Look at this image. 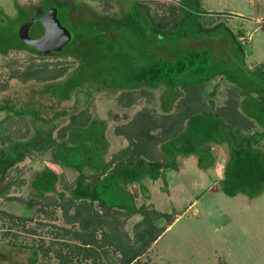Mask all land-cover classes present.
Segmentation results:
<instances>
[{"label":"rangeland","instance_id":"1","mask_svg":"<svg viewBox=\"0 0 264 264\" xmlns=\"http://www.w3.org/2000/svg\"><path fill=\"white\" fill-rule=\"evenodd\" d=\"M121 1L131 3L126 4L128 9L133 8L138 2L143 5L149 4L151 17L157 23L164 24V32L179 31L177 35L182 37L177 39V42H175V36L165 37L164 41L155 47L154 42L153 45L149 42L150 26L147 21L141 20L143 18H131L129 27L123 25L118 28L117 25L110 23L109 19L113 21V19L121 18L122 4L119 0H0V49L7 48L9 43L23 46L19 38V31L23 24L47 13L50 8L58 9L60 22L73 37V42L63 51V54L71 53L70 57L66 55L41 57L24 49L10 51L6 56L0 53V151L7 149L13 158L17 156L13 146L3 147L5 143H2L9 139L8 135L10 139L20 140L23 143L19 148L29 147L28 152L25 151V158L20 161L13 160L14 163L1 174L0 194L3 192L4 196L0 197V210H5L14 216L21 214L19 217L22 218L24 210H27L22 206L24 203L22 199L29 198L30 194L39 199L45 193L54 192L57 195V193L65 192L66 195H70V188L72 189L80 173L57 157L61 146L65 145L66 148L76 146L68 153L69 164L76 166L77 169L82 167V172L92 178V175L97 174L98 171L96 167L99 166L100 154L96 149L100 143H103L101 138L106 140L104 153L107 157H113L121 144L125 142L129 145L130 143L127 138L124 142L117 140V129L130 124L135 118L144 125L140 124V129L151 125L156 127L152 135L159 136L161 130L158 129L166 121L165 108L169 101H173L171 117L173 114L176 120L168 121L167 126L178 125L176 127L178 130L185 123L189 110L222 111L227 118L235 117L236 112L240 111L242 98L240 91L235 84L225 79L224 75H218L202 89L191 88L190 91L180 87L172 97L163 86L158 89L142 88L135 92L106 88L103 86L105 83L103 78H108V75L103 76L98 73V67L93 62L97 60V57L94 55L95 59L91 62L93 55L89 54L85 43L93 38L98 42L99 49L102 48L100 53L105 51L99 71H111L115 68L118 69L116 71H135L140 63L144 64L145 59L142 61L140 54L146 49L150 50L148 52L154 51L157 56L163 54L169 59L175 58L176 52L173 50L180 52L179 57L188 51H194L193 49L200 50L207 53L210 60L222 70L229 68L239 70L242 66L241 51L231 39L234 34L243 44L246 65L254 69L264 63V14L257 13L263 10L262 0H255L260 8L254 9L257 15L250 20L232 14L243 11V2L245 7L250 0ZM219 24L224 25L219 30L212 31V34L203 33L205 29L214 30ZM139 31L142 34L141 38L138 35ZM76 33L80 35L77 38ZM28 34H35V29L30 27ZM1 37H9L13 42ZM80 58L82 64H80ZM97 62L99 64L100 61ZM31 74H33L32 77H30ZM36 74L39 76L36 77ZM53 75L59 76V81L53 84L54 89L58 90L60 87L66 89L63 103L59 98L61 96H57V93L54 96L53 93L42 95L38 92L45 83L51 81L49 79ZM112 82L111 78L110 83ZM175 97H178L177 100H174ZM186 98L189 100V110L186 105L182 107V102H187ZM132 100L135 101L130 103ZM2 107L4 110H1ZM18 109L29 111L33 117L35 115L40 117L43 114L46 120L54 116L55 120L44 125V122H36L29 117L20 118L14 114V110L17 112ZM59 113L65 118L59 115L56 117ZM84 118L88 119V126L91 122L97 124V128L93 129L97 130L95 135L91 132H83L86 129L72 132V124L82 123L80 121ZM104 120H107L106 126L100 125V122ZM249 120L250 123L243 124L246 132L250 133L259 129L257 126L253 128V120ZM41 126H43L41 130L50 133L56 142L49 145L50 147H46L43 140L30 142L34 134L42 132L39 131ZM169 133L172 134V130ZM73 141L78 142L76 144ZM89 141H92L91 144ZM8 143L6 142V145ZM146 143L149 142L146 141ZM160 147L161 145L158 148L153 145L150 151H159ZM211 150L215 154L216 161L207 171L214 175L218 172V166H224L225 171L228 159L227 146L213 145ZM159 154L155 152L153 159H161ZM203 158L206 165L213 161L208 154L203 155ZM26 159L28 163L24 162ZM39 159L51 162L53 166L50 167L51 164H47L48 162L37 163ZM163 179H167L166 175ZM210 181L211 186L207 189H212L215 184L212 177ZM111 184L112 186L102 194V198L117 209L125 208L132 211L136 202L128 192L129 184L118 177H115ZM9 185L11 189L7 191ZM162 185V183L156 184L155 187L161 189ZM11 197H18V199L13 200L10 199ZM154 198L156 204L161 203L158 204L162 205L161 210L176 209L181 216L161 237L158 244L153 246L154 249L144 250L145 255L142 254L143 257L137 264H264V193L254 199L244 195L231 198L219 189L218 193L213 195L204 192L187 194L185 202L177 200L178 196L169 204H165L158 194H154ZM195 199H198L200 204L194 209L189 208ZM137 204L141 206L142 201H137ZM62 209L56 208L57 213L48 211L50 213L43 217L41 214H35L31 221L0 217V264H5L4 256L8 261L12 257V254L8 256L7 253L8 244L14 243L17 248L24 245L31 247L35 244V234L40 230L42 235L46 236L44 232L48 230L52 233L53 229L58 228L53 226L66 224L68 217L64 216ZM163 221V228H165L169 220ZM134 222L130 219L126 222V226L131 229ZM155 235H157L156 230H152L148 240ZM45 241L47 243L40 241L39 245L44 242L42 245L46 246L50 239ZM105 242L108 246L109 241ZM27 249L33 262L37 264V259L34 258L37 253L33 255L36 249L34 247ZM48 252L51 250L48 249L45 255L40 252L38 264H56L46 258L50 255ZM114 255L115 249H107V264H113ZM66 262L63 263L66 264Z\"/></svg>","mask_w":264,"mask_h":264},{"label":"trees","instance_id":"2","mask_svg":"<svg viewBox=\"0 0 264 264\" xmlns=\"http://www.w3.org/2000/svg\"><path fill=\"white\" fill-rule=\"evenodd\" d=\"M186 1L187 0H184V2ZM119 3L122 4L120 7L122 11L121 18L113 19V21L107 18L109 19L110 23L117 25L118 28L119 26L122 27L123 25L129 27L131 18H143L141 20L145 22L147 21L150 26L151 33L149 42L152 45L154 42L155 47L158 43L161 44L165 37L175 36V42H177V39L182 37L181 35H177L179 31L164 32V24L161 22L157 23L156 20L151 17L149 12L150 6L148 3V5H143L138 2V4H135L131 9L126 7V4H129L130 2L119 0ZM222 25L224 24L217 25L214 30L205 29L203 33L210 35L212 34V31L219 30ZM138 35L141 38L142 34L140 31L138 32ZM79 36V33H76V38ZM1 38L11 41L9 37ZM231 39H233V43L238 46L241 51L242 66L241 68L239 67V70L230 68L228 70H222L210 60V56L207 55V53L200 50L193 49L194 51H188L182 57H179V51L173 50L176 52L175 58L169 59L163 54L157 56L155 55L154 51L148 52L150 50L146 49L144 53L140 54L142 61L145 59L144 64L140 63L138 69L127 72L125 70L116 71L118 70L117 68L111 71H99V66H101L100 64L103 63L102 60L104 59L105 51L100 53L102 48L99 49V46H97L98 42L91 38L89 40L90 42L85 44L89 50V54H91V56L93 55L91 62L93 59H95V57H97V60L93 62L98 67V73H101L103 76L108 75V78H103V81H105L103 86L106 88L135 92L142 88L158 89L163 86L167 89V92H169L172 97L177 93L180 87L188 90L191 88L202 89L205 85L212 82L218 75H224L225 79L235 84L240 91L242 97L239 107L240 111H237L235 117L233 118H227L223 115L222 111H190V107L188 105L189 100L186 98L187 102H182V107L186 105V108L190 112L188 111L185 123H182V127L180 130H178L176 129L178 125H173L172 127L169 125L167 126L168 121L173 119L176 120V116L173 114L171 117L173 101H169L167 108H165V117H167L165 118L166 121L163 123L164 125L158 129L161 130L159 136L152 135V131L156 130V127L154 128L151 125L140 129V124L142 126L144 125L137 118H135L130 124L117 129L116 133L127 138L130 143L123 151L115 154L110 162L100 167L97 171V174L95 173L92 175L91 179L93 180L91 183L85 182V179H87L89 176H86L85 173L82 172V167L77 169L76 166H71L69 164L68 153L70 150H74L76 146L72 148H66V146L63 145L61 146L59 150L60 154L58 153L57 157L63 159L67 166L74 168L80 173L76 180L75 189L70 188V195H66L65 192H60L58 193L57 197H45V199H42L41 201L39 198L34 197L33 194H30L29 198L25 200L22 199L24 201L22 206L33 212L32 216H22L21 218L19 215L14 216V214H11L5 210H0V217L17 218L31 221L34 219L33 216L35 214L39 215L42 213L44 216L47 213H50L48 212L50 209L54 210L56 208L58 209V207L59 209L60 207L66 209L70 202L71 204H74L77 210L80 209V212L81 210H84V204H86V207L89 209H96L94 203L98 202L99 205L97 206H99L100 209L104 208L107 210V214L105 215V225H107V228L111 230L110 234L107 232L105 233L104 242L108 240L110 247H112V249H116L115 253L121 256V264H131L140 256H142V254H144V250H148L150 246L156 242L157 239L165 232L166 229L159 228L157 226V222L163 218H166V215H163L154 209L150 210L146 207H141L137 212H139L143 217L140 222L134 226V237L131 238L125 230V226L128 219H130V217L135 214V212L125 210L122 212V217L120 218L119 215L112 214V211L117 208L111 204H108L107 201L102 198L104 191L112 186L111 181H113L115 177L124 179L127 184L141 182L147 178L151 180H158L165 176L167 171H177L179 169V158L187 159L190 157H196L198 167L202 170H207L209 167H212L216 161L215 154L211 150L212 146L226 145L228 159L225 166L224 177L219 182L221 191L231 198L244 195L250 199H254L262 195L264 193V63L260 64L254 69L248 67L246 65L243 44L239 42V38L234 34L231 36ZM72 42L73 37L71 43ZM21 43L23 46H16L15 44L11 45L9 43L7 48L0 49V53L3 56H6L10 51L24 49L31 51L41 57L47 56L39 53L35 48L28 46L23 41H21ZM63 51L59 53H52L51 56H71V53L63 54ZM97 61H100L99 64ZM80 62V64H82V60ZM128 67L131 69L130 66ZM32 76L33 74H31L30 77ZM35 76L38 77L39 74H36ZM59 76H61V74ZM59 76L53 75L51 79H49L51 81L49 83H45L43 88L38 92L42 95L53 93L54 96L57 93L56 95L61 96L59 98H61V103H63V97L66 95L65 87H60L58 90H56L53 86V84H56L57 81H59ZM111 78L113 81L112 83H110ZM39 80L42 81L41 79ZM177 98L178 97H175L174 100H177ZM133 101L135 100H132L130 103H133ZM239 108L235 109L239 110ZM9 109L10 107L8 106V110ZM1 110H4L3 107ZM14 112L17 117H29V119H34L36 122H44V125L45 123L50 124L55 120V118H53L54 116L46 120L43 114L40 117L38 115L33 117L32 113H29V111H22L21 109H18L17 112L14 110ZM58 115L65 118V116L61 113L56 114V117ZM73 118L75 121V116H73ZM249 119L253 120V128L257 126L259 129H255V131L250 133L246 132L243 124L244 122L247 124L250 123ZM80 122L82 123L74 122L72 124V132L79 129H86L84 131L87 133L91 132L94 135L96 134L97 130H93L97 128V124L95 122H91V125L89 124V126L87 118H84L83 121ZM100 123V125L106 126L105 121ZM41 127L42 128H40L39 131L42 132L37 133L39 138H37V134H34L30 142H39L43 140L42 142L45 143L44 145H46V147H50L49 145L56 142L52 139V135L41 130L43 129V126ZM170 130H172V134L169 133ZM8 136L7 138L10 139V135ZM9 139L2 143H5L3 147L6 146L8 148V146H13L14 151H16L15 155L17 156H14L13 158L11 153H8L7 149H2L0 151V177L1 174H3L5 170L12 165V163H14L13 160L20 161L21 159L25 158V151L28 152L29 150V147L26 149L23 147L19 148L20 145H23L20 140ZM101 139L103 140V138ZM146 141L149 143L147 144ZM6 142H9L8 145H6ZM75 142L77 144L78 141H73V143ZM153 145H156L157 148L159 145H161L160 150L155 151L160 153L159 155L161 156V159H153L155 152L150 151L151 146ZM100 146H102L100 149V156H102L103 150L105 149V143H102ZM16 148L19 149L16 150ZM207 154L213 158V161L206 165L203 155ZM101 177H103V179H101ZM9 189H11V185H9L6 190L8 191ZM3 196V192H1L0 197ZM10 199L14 200L18 199V197H11ZM76 201H79L80 205H77ZM63 212L65 216V210ZM81 215H78V217L75 219L80 220L82 217ZM89 218L87 220L85 218L82 220L84 226L86 227L83 230H88L89 228H87V226L91 225V223L94 224L92 226L93 228H91L93 234H85L84 241L87 242V244L95 242L93 238L96 234L95 232L98 231V226L101 223V221L98 222L95 220V216H92L90 219ZM43 221L45 222L46 220ZM172 223L173 219L171 218L169 220V224L172 225ZM57 225L62 227V225ZM101 225L103 227V224ZM152 230H156L157 235H155L154 238H150L148 240ZM140 248L142 249V252L137 250Z\"/></svg>","mask_w":264,"mask_h":264},{"label":"crops","instance_id":"3","mask_svg":"<svg viewBox=\"0 0 264 264\" xmlns=\"http://www.w3.org/2000/svg\"><path fill=\"white\" fill-rule=\"evenodd\" d=\"M243 4H244V2H243ZM243 4H242V10L243 11H236L237 13H232V14H234V16H240V17L247 18L248 20H250L251 17H255V15H257L256 13H254L255 12L254 9H256L259 5V3H257V1L250 0V2L247 3V5L245 7ZM262 6H263L262 8L264 10V0H262ZM258 8H260V6ZM263 10L260 12L257 11V13L258 14L259 13L264 14ZM104 121H107V120H104ZM83 132H86V131H83ZM116 138H117V140L120 139V141H123V142L125 139V137L119 136V135L118 136L116 135ZM89 142L91 143V141H89ZM104 142L106 143L105 139H103V143ZM100 145H102V144L100 143L98 145V148L96 149L99 154L101 152L100 149L102 147ZM126 145L127 144L125 142L123 144H121L120 149L117 150L115 153L123 151L128 146V145L127 146ZM87 146H88V144H87ZM99 158H100L98 161L99 166L96 167V169H99L100 167L104 166V164L110 162L111 161L110 159H112V157L106 156V154L104 153V150H103L102 156H100ZM24 162L28 163L29 161L26 159ZM36 162L37 163L43 162L46 164L48 161L46 162V161H42L39 159ZM47 164H51V165H49L50 167L53 166V164L51 162H48ZM178 164H179V167H178L179 169L177 171H172L173 173H166V177H167L166 180L163 179V177L161 179H158V180H151V179L147 178V179L142 180L141 182H134L132 184H129L130 187L128 186V189H129L128 192L133 197V200L136 202L134 208H132L133 209L132 212H135V214H133L130 217V219L134 220L135 222L131 225L132 226L131 229L128 226L125 227V230L130 235L131 238L134 237V226L138 222H140V220L143 217L140 215L139 212H137L138 209H140L141 207H146L147 209H150V210L154 209V210L162 213L163 215H166V218L159 220V222L157 223V226L159 228H163V226H164V224H162V222H164L163 220H170L171 218H173L172 225H170L169 223L167 224V226L165 227L166 230L162 234V236L167 231H169L170 228L174 225L175 221H177V219L180 218L181 215L178 213V211L176 209H173L171 211L161 210L160 206H162V205H158L161 203L156 204L154 194H158L159 197H161L165 201V204H167V203L169 204L171 202H174V200L177 199L176 197H178V196H179V199H177V200H181V201L185 202L186 201V195L187 194L189 195L190 193L197 194L199 192H204L206 194H211V195L218 193V191L220 189L219 182L223 179V171H224L223 168H224V166H222V167L218 166V168L220 170L218 169V172L216 174L212 175L209 171L202 170L198 167L196 157H190L187 159L179 158ZM114 166H115V164H114ZM209 177L210 178L212 177V180L214 179V181H215V184L212 187V189L211 188L207 189V187L211 186V181H210ZM101 179H103V177H101ZM92 180L93 179H91V177H88L87 179H85V182L91 183ZM73 181H75V180H73ZM161 183L163 184L161 189H160V187H158V188L155 187L156 184L160 185ZM75 187H76V181L73 183L72 189H75ZM133 189L135 190L134 192H133ZM57 195H58V193H57ZM57 195H55L54 193H46L43 195V197L40 198V200L42 201V199H45V197H57ZM67 195H69V194H67ZM137 201H142L141 206H138ZM160 202H162L161 199H160ZM79 203H80L79 201L78 202L76 201L77 205ZM199 204H200L199 200L195 199L191 203L189 208L194 209ZM89 205H91V204H89ZM94 205L96 206V209H89L88 207H86V204H84L83 205L84 210H81V212H80L79 211L80 209L77 210L75 208L74 204L73 203L71 204V202H70L68 207L66 209H64L65 210V216L68 217V221L66 222V224H63L62 227H59L57 225L53 226L54 228H56V227H58V228L53 229L52 233L47 230V232H44L46 234V236L42 235V230H40V232H37L35 234V236H34V243L35 244L32 245L31 247H34L36 249V251L33 252V255H35L37 253V255L34 256V258L37 259V264H38V258H40V255L41 254L43 255V253H44V255L47 254L48 249H49V251L51 250V252H48V254L50 253V255L46 258L51 259L52 263L64 264L63 262L67 261L66 264H103V263L107 264V261H106L107 260V249L112 248V247H110V245L107 246L106 245L107 243L104 242L105 233L107 232L110 234V232H111V230L107 228V225H105V223H106V220H105L106 216L105 215L107 214V210H105L104 208L100 209L99 206L97 207V205H99L98 202H95ZM27 210H24L25 212H24L23 216L24 217L32 216L33 212H31L30 210H28L29 211L28 212ZM64 210L62 209V211H64ZM123 211H125V208H120L119 210L114 209V211H112V214H117L121 218ZM50 212L57 213L58 210L54 209V210H51ZM28 213H31V214L27 215ZM78 215L82 216L80 219L81 221L80 220L77 221L75 219L78 217ZM41 216L43 217L42 213H41ZM92 216L93 217L95 216V220H97L98 222L101 221V223L98 226V231L95 232L96 234L93 238L95 240V242H91V244H87V242L84 241L85 240V234H88V233L93 234L91 228H93L92 226L94 224L91 223V225H88L87 226V228H89L88 230H83L86 227L84 226L82 220H84V218L87 220L89 217L91 218ZM130 219H128V221H130ZM101 224H103V227ZM80 235H83V236H80ZM161 237H159L157 239V241L154 242L148 250L154 249V247L156 246L155 244L156 243L158 244V241L161 239ZM45 239H50V241L48 242V244L46 246L42 245L44 242H46ZM40 241H44V242L41 245H39ZM11 245L8 244L9 247L6 246L9 249V251L7 252L8 256H10V254H12V257L10 258V260L8 261L6 256L3 255L4 256L3 259H4L5 264H36L33 262L32 258H31V254L29 252H27L28 251L27 248H31L30 246L24 245L22 247L17 248L16 244L13 243ZM49 245H51V246L49 247ZM109 251H111V250H109ZM40 252H41V254H40ZM90 254H91V256H90ZM112 254L113 253H111V255ZM16 256H18V257H16ZM113 257H114L113 264H121V261H120L121 256L120 255L115 253V255ZM142 257L143 256H140L137 260H135L131 264H137L139 262V260L142 259Z\"/></svg>","mask_w":264,"mask_h":264},{"label":"water","instance_id":"4","mask_svg":"<svg viewBox=\"0 0 264 264\" xmlns=\"http://www.w3.org/2000/svg\"><path fill=\"white\" fill-rule=\"evenodd\" d=\"M58 12L57 8H51L44 16L23 24L19 38L44 55L62 52L71 43L72 34L60 22ZM30 27L35 34H28Z\"/></svg>","mask_w":264,"mask_h":264},{"label":"flooded vegetation","instance_id":"5","mask_svg":"<svg viewBox=\"0 0 264 264\" xmlns=\"http://www.w3.org/2000/svg\"><path fill=\"white\" fill-rule=\"evenodd\" d=\"M49 10H50V9H49ZM47 13H48V12H47ZM47 13L42 14L40 17L44 16V15L47 14ZM40 17H38V18H40Z\"/></svg>","mask_w":264,"mask_h":264}]
</instances>
